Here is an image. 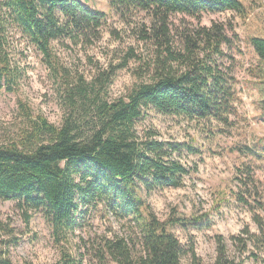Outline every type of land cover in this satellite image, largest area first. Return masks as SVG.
Masks as SVG:
<instances>
[{
	"label": "trees",
	"instance_id": "obj_1",
	"mask_svg": "<svg viewBox=\"0 0 264 264\" xmlns=\"http://www.w3.org/2000/svg\"><path fill=\"white\" fill-rule=\"evenodd\" d=\"M110 5L121 12L152 13L157 25L147 37L154 38L157 47L154 74L113 102L102 99L93 86L67 88L60 126L41 116L33 118L22 104L28 128L17 142L0 146V199L17 200L27 223L29 210H42L58 244L68 241L90 207L102 205L139 228L140 236L107 238L98 264H108L106 257L116 264H182V247L171 226L184 220L160 221L143 201L142 190L182 187L188 171L173 157L183 147L196 149L158 140L155 132L140 135L136 123L152 108L165 116L231 126L236 108L233 78L223 63L228 57L224 48L232 41L227 27L213 23L196 28L183 36V49L174 51L168 23L172 14L197 17L206 11H231L242 15L246 7L244 0H110ZM105 23L104 13L90 10L81 0H0V92L14 91L21 78L11 51V30L20 33L58 73L51 43L62 38L97 39ZM250 45L264 65V38L253 37ZM260 73L255 77L260 76L264 85V70ZM255 221L260 235L251 234L249 239L264 248V224L259 218ZM1 230L5 237L0 233V264H14L9 252L17 244L13 230L0 221ZM217 253L216 264H234L222 238ZM193 258V264H200L194 254ZM59 264L78 263L67 253Z\"/></svg>",
	"mask_w": 264,
	"mask_h": 264
},
{
	"label": "rangeland",
	"instance_id": "obj_2",
	"mask_svg": "<svg viewBox=\"0 0 264 264\" xmlns=\"http://www.w3.org/2000/svg\"><path fill=\"white\" fill-rule=\"evenodd\" d=\"M81 1L90 10L104 13L106 23L97 39L62 38L51 43L58 73L20 33L10 31L21 78L14 91L0 92V146L17 142L28 128L22 104L33 118L41 116L60 126L67 88L77 91L81 85L93 86L102 99L113 102L135 85L149 82L154 74L157 47L154 38L147 37L157 25L152 13L121 12L111 7L110 0ZM244 4L242 15L231 11H206L197 17L172 14L168 23L174 51L183 49V36L196 28L213 23L227 27L232 41L224 48L228 57L223 63L233 78L236 108L231 126L165 116L152 108L136 123L140 135L151 131L158 140L187 143L196 149L183 147L173 157L188 171L182 187L142 190L143 201L160 221L184 220L171 226L182 247V264H193V254L200 264H216L220 238L234 264H264V248L249 239L251 234L260 235L256 218L264 224V85L260 76L255 77L264 65L250 45L251 38H264V0H244ZM28 215L27 223L17 200L0 199V221L10 226L17 242L9 251L14 264H59L67 253L78 264H98L107 238L140 236L139 228L102 205L90 207L78 219L80 226L61 244L42 210H29ZM106 258L108 264H116Z\"/></svg>",
	"mask_w": 264,
	"mask_h": 264
}]
</instances>
